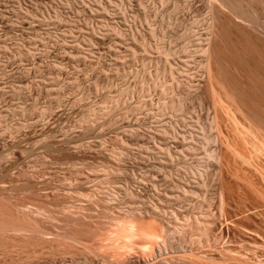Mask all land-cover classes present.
Listing matches in <instances>:
<instances>
[{
  "label": "rangeland",
  "instance_id": "1",
  "mask_svg": "<svg viewBox=\"0 0 264 264\" xmlns=\"http://www.w3.org/2000/svg\"><path fill=\"white\" fill-rule=\"evenodd\" d=\"M218 1L0 0V264H264V0Z\"/></svg>",
  "mask_w": 264,
  "mask_h": 264
},
{
  "label": "bare ground",
  "instance_id": "2",
  "mask_svg": "<svg viewBox=\"0 0 264 264\" xmlns=\"http://www.w3.org/2000/svg\"><path fill=\"white\" fill-rule=\"evenodd\" d=\"M216 1H218V0H216ZM219 2V1H218ZM219 5L220 6H223V4H222V2H219ZM202 53H203V55H208V49H204V50H202ZM201 68L203 69V68H205L206 70H208V67L206 66V65H201ZM262 90H263V88H262ZM213 91H216V88H214L213 87ZM264 91V90H263ZM213 125H215V120L213 119L212 120V122H211Z\"/></svg>",
  "mask_w": 264,
  "mask_h": 264
},
{
  "label": "clouds",
  "instance_id": "3",
  "mask_svg": "<svg viewBox=\"0 0 264 264\" xmlns=\"http://www.w3.org/2000/svg\"><path fill=\"white\" fill-rule=\"evenodd\" d=\"M147 241L151 242L152 240L156 239L155 237H152L150 235H145L144 237Z\"/></svg>",
  "mask_w": 264,
  "mask_h": 264
}]
</instances>
